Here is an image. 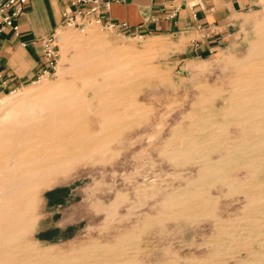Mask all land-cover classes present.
I'll use <instances>...</instances> for the list:
<instances>
[{"label":"rangeland","instance_id":"rangeland-1","mask_svg":"<svg viewBox=\"0 0 264 264\" xmlns=\"http://www.w3.org/2000/svg\"><path fill=\"white\" fill-rule=\"evenodd\" d=\"M236 28L231 45L210 56L191 54L179 37L124 34L97 23H88L84 31L64 26L57 32L56 75L38 78L0 96V115L6 106L49 88H84L73 72V58L82 59L99 49L107 50V59L101 68H93V81L137 65H148L156 73L137 88L144 116L110 144L107 161L94 157L76 164H55L31 177L34 186L28 194L36 202L31 212L25 213L26 230L8 244L13 255L7 260L36 264L39 257L50 255L53 259L44 264H169L171 260L184 264L209 256L214 235L211 217L195 213L190 220L165 215V198L195 181L199 164L196 160L175 162L165 148L174 129L195 121L190 118L191 111L205 85L226 88L234 79L233 64L264 46V0H252ZM86 32L93 37L76 41ZM62 37L70 38L64 51ZM99 39L105 42L102 46L95 45ZM89 119L91 125L100 121L94 113ZM260 178L263 180L264 174ZM207 189L219 199L216 213L224 217L241 214L244 199L232 196L228 184L217 183ZM235 248L233 245L230 252H236ZM241 256L247 258L244 251ZM7 260L1 257L0 264Z\"/></svg>","mask_w":264,"mask_h":264},{"label":"bare ground","instance_id":"bare-ground-1","mask_svg":"<svg viewBox=\"0 0 264 264\" xmlns=\"http://www.w3.org/2000/svg\"><path fill=\"white\" fill-rule=\"evenodd\" d=\"M89 23L97 22L90 19ZM92 37L86 32L76 41ZM62 39L64 51L70 38ZM104 43L99 39L95 45ZM249 53L233 64L234 79L226 88L205 85L191 111L190 118L195 121L172 130L166 141L169 158L175 162L196 160L199 167L195 181L165 198V215L192 220L197 213L211 217L214 224L209 256L184 264H228L230 259L238 264H264V179L260 178L264 174V46ZM106 55L103 48L82 59L73 58V72L84 88H49L6 106L0 115V258L7 260L13 255L8 244L28 226L25 213L31 212L36 202L28 194L34 186L32 176L55 164H76L94 157L107 161L110 144L144 116L137 88L155 76V68L137 65L109 78L91 80L93 68H101ZM92 113L100 118L96 125H91ZM217 183L228 184L232 196L244 199L239 218L216 213L219 199L207 187ZM233 245L234 253L230 252ZM242 251L247 258L241 256ZM45 256L36 264L53 259ZM20 262L7 260L3 264ZM168 263L183 264L178 260Z\"/></svg>","mask_w":264,"mask_h":264},{"label":"crops","instance_id":"crops-1","mask_svg":"<svg viewBox=\"0 0 264 264\" xmlns=\"http://www.w3.org/2000/svg\"><path fill=\"white\" fill-rule=\"evenodd\" d=\"M250 5L252 0H121L100 17L127 24L124 34L179 37L191 54L210 56L236 39L238 22ZM67 9L69 0H27L18 18L20 36L10 31L0 36V96L34 83L47 68L42 42L62 29Z\"/></svg>","mask_w":264,"mask_h":264},{"label":"built area","instance_id":"built-area-1","mask_svg":"<svg viewBox=\"0 0 264 264\" xmlns=\"http://www.w3.org/2000/svg\"><path fill=\"white\" fill-rule=\"evenodd\" d=\"M120 1L121 0H69L71 9H67L63 13L64 25L84 31L85 28L88 27L89 20L95 19L103 28L121 32L123 29H127V24H119L116 22L105 23L104 21V24H102L99 19L101 18L103 20L100 14L109 12L111 6ZM26 3L27 0H0V36L7 31H10L13 37L20 36L18 18L25 12ZM87 18L89 19L88 21ZM139 37L143 38L144 36L139 35ZM58 41L59 38L56 33L43 40L42 52L47 61V68L42 71L41 75L38 77L39 79L56 75L59 61ZM2 78L0 74V80H2ZM35 82L36 81H34V83Z\"/></svg>","mask_w":264,"mask_h":264}]
</instances>
